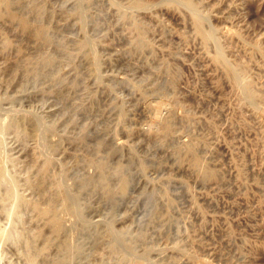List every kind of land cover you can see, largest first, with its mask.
Segmentation results:
<instances>
[{
	"label": "rangeland",
	"instance_id": "rangeland-1",
	"mask_svg": "<svg viewBox=\"0 0 264 264\" xmlns=\"http://www.w3.org/2000/svg\"><path fill=\"white\" fill-rule=\"evenodd\" d=\"M168 1L12 0L29 26L0 16V121L27 128L0 124L4 164L66 227L46 246L48 218L25 205L14 218L0 199L11 234L0 264H128L122 251L147 264H264V0H198L210 43ZM220 53L246 71L253 103Z\"/></svg>",
	"mask_w": 264,
	"mask_h": 264
},
{
	"label": "bare ground",
	"instance_id": "bare-ground-1",
	"mask_svg": "<svg viewBox=\"0 0 264 264\" xmlns=\"http://www.w3.org/2000/svg\"><path fill=\"white\" fill-rule=\"evenodd\" d=\"M132 1H134L143 10L149 9V5L146 2V0H132ZM182 1L191 10V13L193 15V20H194L195 28H196L197 32H199L200 34L203 35L205 41L206 42H209V43L211 42V40H215V41H218L219 42V38L216 36L215 31H213L212 29H206L205 26H204V21H205L206 16L204 14H202L200 11H198L199 5L201 4V2L198 1V0H182ZM168 3L175 4V3H177V0H169ZM1 15H8V16H10L12 18H18V19H20V21L25 26H29L30 20L28 19L27 16L19 15L14 10V7L12 6V0H0V16ZM127 15H129V14H127ZM7 18H5V19H7ZM11 21H13V20H11ZM16 23H19V22L16 21ZM35 27H36V25H35ZM39 27H41V26H39ZM36 29H37V27L35 28V30ZM37 30H39V28ZM41 30L43 31V28ZM41 30L38 32L39 36L41 35ZM42 35H44V34H42ZM36 36H37V33H36ZM42 37H40V38H42ZM256 46L259 47V44H256ZM216 58L219 61H221L224 64V66L226 67V69L230 72L228 74L230 76H232V80H234L233 81L234 82V85L236 86V84H237L239 87H241L242 93L244 94V97H245L244 98L245 99L244 101H248L250 103H253L254 100H255V98L258 97L259 93L254 88V86H253L250 78L246 74V71L244 70V68L239 67L240 65L238 63H234L233 61H230L225 55H223L221 53L220 54H217L216 55ZM2 120H5V119H2ZM41 121H43V120H41ZM2 122L0 123L1 126L3 124L2 127H6L7 129H13L11 131H15V132L18 131V133L20 132V133H23V134L27 132V128L17 118H15V117H13L12 119H10L9 121L7 120V123L4 122V121H2ZM2 127L0 128L1 131H2ZM30 129L32 130V128H30ZM3 130H6V129L3 128ZM3 137L0 134V188L2 186H6V195H5L4 198L1 197L0 199H2L3 201H7V199L9 201H11V207H10V210L9 211H10V215L12 217H14V218L17 217V219L18 218L20 219V218L23 217V215H22L23 212H21V210H22L21 208H22L23 205L27 206L28 208H30L32 210L37 211L41 215L46 216L48 218V219H46L47 220V224L52 228V235L46 237V244L47 245L46 244L45 245L48 246L50 244V242L54 238L58 237L61 234V232L66 228L65 225H63V221H62V218L60 216V209L57 208V206L55 204H53V203H49L47 205H42L41 203H39L35 199H32L28 195H26V194H24V193L21 192V190H20V186H21V182L20 181L21 180L18 179V177L16 176L15 173H12L10 170H8L6 168V166H5V164H4V162H6V161H4V159L2 157L3 156L2 153L4 154V151L3 150H5L3 148L4 146L2 145V143L4 141L3 140ZM2 148H3V150H2ZM4 158H5V156H4ZM201 163H202V161H201ZM49 165H50V159L49 158H44L43 163H42L41 167L39 168L40 176H41L40 177V181H38L39 183L37 182L39 185L41 184V186H44L46 184V182H45L44 179L46 177L48 178L50 176V174H51V172L49 171ZM207 168H208V166H207ZM213 172L214 171L209 170V169L206 170V174H208L209 176H211ZM25 183L27 185L28 184L29 185H35L36 184L35 180H32L28 176L25 178L24 185H25ZM52 185H54L57 189H62V185L59 182H54V183H52ZM124 186H125V183H123V186L122 187H124ZM1 193L3 195V192H1ZM71 206H72V202L69 199H66L65 198L64 199V202H63V207L70 208ZM45 234H47V233H44L43 230H40L39 229V230H37L35 232L34 235L36 237L42 236L41 238L44 239L43 236H45ZM34 235H31L32 238H34L33 237ZM10 236H11V234L9 232H7L5 229H3V228L0 227V239L7 238V237H10ZM17 238H19V237H17ZM28 238H27V240H25V241H27L25 245L26 246L28 244L30 246H31V244L33 245L34 244L33 243V240L31 242ZM25 239H26V237H25ZM34 241H36V240H34ZM42 241H44V240H42ZM23 242H21V243H23ZM31 247H33V246H31ZM43 247H45V246H43ZM117 247L115 245H112L111 246L112 250H116ZM43 250H45V249H43ZM28 251H29L28 253H30L29 254V256H30L31 255V249L28 250ZM32 255L33 256L32 257L30 256L29 258H31V261L34 262L35 259H37L36 258L37 254H36V256H35V253L32 254ZM119 257H120V260L121 261L124 262V260H125L128 264H147V263H145L143 261L142 258H139V257L134 258V257H132V255H130L128 253L126 254L123 251H122V253H121V255ZM63 263H64V258L63 257H56L53 260V264H63Z\"/></svg>",
	"mask_w": 264,
	"mask_h": 264
}]
</instances>
